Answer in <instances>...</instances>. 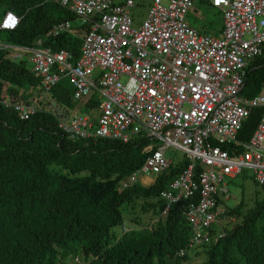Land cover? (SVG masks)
Masks as SVG:
<instances>
[{"label": "built area", "instance_id": "1", "mask_svg": "<svg viewBox=\"0 0 264 264\" xmlns=\"http://www.w3.org/2000/svg\"><path fill=\"white\" fill-rule=\"evenodd\" d=\"M44 1L68 9L87 27L76 63L67 50H50L40 40L32 47L0 41L6 57L26 60L41 90L28 99L3 93L0 103L20 119L37 111L49 113L70 140L150 139L151 153L125 186L139 182L141 174L155 177L168 169L172 163L165 149H181L188 165L159 195L165 203L162 216L171 204L186 201L190 238L177 255L222 237L221 219L235 220L217 208L220 190L224 199L230 196L224 179L251 169L253 181L264 191V85L253 97L240 93L248 65L262 54L264 0H207L221 13L219 37L187 22L195 0H153L136 28L129 14L133 0ZM19 22L20 16L6 10L0 31H12ZM71 26L68 20L56 22L48 34L69 32ZM63 77L70 79L72 98L85 100L82 109L69 108L49 94ZM91 97L96 103L86 106ZM256 108L262 112L254 131L248 140L238 139ZM224 144L234 147L229 151ZM121 227L122 232L130 229Z\"/></svg>", "mask_w": 264, "mask_h": 264}, {"label": "trees", "instance_id": "2", "mask_svg": "<svg viewBox=\"0 0 264 264\" xmlns=\"http://www.w3.org/2000/svg\"><path fill=\"white\" fill-rule=\"evenodd\" d=\"M6 10L20 16V22L16 29L3 31L0 41L32 47L40 40L50 50H67L76 63L87 27L72 12L52 1L0 0V16ZM62 20L72 23L71 30L48 34ZM39 82L26 60H12L0 48V99L3 93L14 99L24 97L25 91L37 93ZM263 85L264 45L248 65L240 93L253 97ZM49 94L69 108L77 105L64 81ZM96 101L91 97L85 105ZM261 112L252 110L238 139H249ZM150 144L140 136L127 142L106 137L70 140L49 113L37 111L20 119L0 103V264H66L68 257L73 264L187 263V254L177 255L190 238L186 201L171 204L162 216L165 203L159 195L189 161L171 164L149 185H124L151 153ZM221 147L230 151L234 145ZM126 205L130 211L137 205L141 213L151 211L156 221L142 226L132 216L137 226L115 231ZM241 206L239 202L225 209L235 220L222 225V237L203 246L205 259L191 264H264V197L245 211Z\"/></svg>", "mask_w": 264, "mask_h": 264}, {"label": "rangeland", "instance_id": "3", "mask_svg": "<svg viewBox=\"0 0 264 264\" xmlns=\"http://www.w3.org/2000/svg\"><path fill=\"white\" fill-rule=\"evenodd\" d=\"M152 1L153 0H133V6L129 8V14L133 21L132 22L133 27L135 28L138 27V25L147 17ZM186 19L187 22L192 27L196 29L203 28L205 30L202 32L210 33L217 37L220 36V33L217 34L214 33L215 29L220 27L219 20L221 19L220 13L217 11L216 8L207 6L205 3H200L199 0H195L192 2L190 6ZM76 22L79 23V20L77 19ZM3 39H4V32L1 31L0 40ZM60 81L66 82V84L69 85L70 89H72L69 78L63 77ZM84 101L85 100H81L79 102L77 101L78 103L76 105V108L82 109ZM134 137L136 136H133L132 138ZM164 154L166 158L170 159L172 164H175L178 161L185 158L184 152L178 148L168 147L165 149ZM149 177L150 180L152 181L153 176L149 175ZM147 178L148 176L146 174H141L139 176L140 181L146 180ZM224 182L226 183L225 187L228 189L230 196L228 199H224L225 193L221 192V190L219 191L218 193L219 201L217 205V208L219 210L231 208L235 204L242 202L241 210L245 211L246 208L251 206L256 199H262L264 197L263 189L253 181L251 169L243 170L234 178L226 177L224 179ZM127 209H129V211ZM130 209L131 208H129L128 205L124 206L122 209V214H123L122 224L130 228L137 226L131 221L132 216L139 217L141 222L139 225L142 226H147L148 223L153 221L155 217L151 211L141 213L139 210V205H137L133 211H130ZM225 221L226 219L222 218L220 225L222 226L223 224H225L224 223ZM122 224L115 226L114 230L121 232ZM205 256L206 255L204 253L203 246L198 248L188 249L187 260H186L187 263L184 264H191V263H197L203 261L205 259ZM72 258L68 257L66 264H73Z\"/></svg>", "mask_w": 264, "mask_h": 264}, {"label": "crops", "instance_id": "4", "mask_svg": "<svg viewBox=\"0 0 264 264\" xmlns=\"http://www.w3.org/2000/svg\"><path fill=\"white\" fill-rule=\"evenodd\" d=\"M206 4V3H205ZM219 13H220V11L219 10H217ZM220 16H221V13H220ZM219 22H220V27L219 28H216L215 29V31H214V33H221V29H222V17H221V19L219 20ZM198 31H204L205 29H203V28H201V29H197ZM23 93H26L25 95H24V97H21V98H26V99H28V98H30L31 96H36V93H34V94H27V91H25V92H23ZM20 94H22V91H21V93ZM141 182H143V183H148V182H150V177L148 176V178L146 179V180H141Z\"/></svg>", "mask_w": 264, "mask_h": 264}, {"label": "clouds", "instance_id": "5", "mask_svg": "<svg viewBox=\"0 0 264 264\" xmlns=\"http://www.w3.org/2000/svg\"><path fill=\"white\" fill-rule=\"evenodd\" d=\"M154 178H155V177H153V180H154ZM153 180H152V181L150 180V182H148V183H143V182H141V181L139 180V183H141V184H143V185H149L150 183L153 182ZM122 225H123V224H122Z\"/></svg>", "mask_w": 264, "mask_h": 264}, {"label": "snow or ice", "instance_id": "6", "mask_svg": "<svg viewBox=\"0 0 264 264\" xmlns=\"http://www.w3.org/2000/svg\"><path fill=\"white\" fill-rule=\"evenodd\" d=\"M9 19H12L11 17H9Z\"/></svg>", "mask_w": 264, "mask_h": 264}, {"label": "bare ground", "instance_id": "7", "mask_svg": "<svg viewBox=\"0 0 264 264\" xmlns=\"http://www.w3.org/2000/svg\"><path fill=\"white\" fill-rule=\"evenodd\" d=\"M246 121V120H245ZM166 171V170H165Z\"/></svg>", "mask_w": 264, "mask_h": 264}]
</instances>
